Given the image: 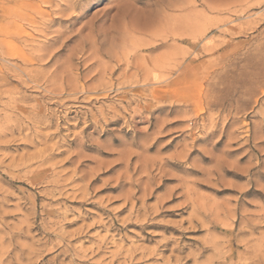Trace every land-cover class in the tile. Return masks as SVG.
Returning <instances> with one entry per match:
<instances>
[{
    "label": "rangeland",
    "instance_id": "rangeland-1",
    "mask_svg": "<svg viewBox=\"0 0 264 264\" xmlns=\"http://www.w3.org/2000/svg\"><path fill=\"white\" fill-rule=\"evenodd\" d=\"M76 1L0 0V264H264V0Z\"/></svg>",
    "mask_w": 264,
    "mask_h": 264
},
{
    "label": "bare ground",
    "instance_id": "bare-ground-1",
    "mask_svg": "<svg viewBox=\"0 0 264 264\" xmlns=\"http://www.w3.org/2000/svg\"><path fill=\"white\" fill-rule=\"evenodd\" d=\"M68 1V0H67ZM75 2H77L76 0H74ZM84 1V0H83ZM86 1H88V0H86ZM157 2H158V0H156ZM163 1H165V2H167L166 0H163ZM163 1H161L160 0V2H163ZM223 1V0H222ZM54 2V1H53ZM59 2V1H58ZM63 2V1H62ZM81 2V1H80ZM138 2H142V0H128L127 1V7H121V6H118V8H117V11L119 12L118 14H120L122 17H124V16H127L128 14H130V13H132V11L133 12H135V13H138L139 11H138V9H136V8H134L133 6H134V4H136V3H138ZM175 2V1H174ZM203 2V1H202ZM159 3V2H158ZM164 3V2H163ZM204 3V2H203ZM51 4V3H50ZM73 4V3H72ZM79 4V3H78ZM81 4V3H80ZM83 4V3H82ZM81 4V5H82ZM207 4V3H206ZM60 5V4H59ZM62 5V4H61ZM166 5V4H165ZM168 5H170L169 3H168ZM168 5H167V7H168ZM16 7V10L15 11H19L21 8L20 7H22L23 6V3H19V4H16L15 5ZM39 6V5H38ZM58 6V5H57ZM77 6V5H76ZM84 6V5H83ZM143 6L144 7H146L147 6V2H143ZM163 6V5H162ZM171 6V5H170ZM209 6V5H208ZM207 6V7H208ZM56 7V6H55ZM75 7V6H74ZM82 7V6H81ZM85 7V6H84ZM148 7V6H147ZM156 7V6H155ZM160 7V6H159ZM210 7H212V6H210ZM210 7L208 8V9H210ZM228 7V6H227ZM14 8V7H13ZM14 8V9H15ZM17 9H19V10H17ZM52 9V8H51ZM36 10H37V8H36ZM40 10V9H39ZM142 10V9H141ZM157 10V9H156ZM210 10H212V9H210ZM59 11V10H58ZM142 12V11H141ZM43 13V12H42ZM46 13V12H45ZM76 13V12H75ZM159 13V12H158ZM157 13V14H158ZM77 14V13H76ZM41 15V14H40ZM74 15V14H73ZM72 15V16H73ZM135 15V14H134ZM56 17V16H55ZM58 17V16H57ZM138 17V16H137ZM46 18H48V16H46ZM74 18V17H73ZM72 18V19H73ZM128 18V17H127ZM32 20H33V18H31ZM36 19H37V17H36ZM68 19V18H67ZM126 19V18H125ZM49 20V19H48ZM51 22H54L55 23V21H60V19H58V18H53V19H51L50 20ZM132 21H135V20H132ZM138 21V20H137ZM31 21H29V23H30ZM34 22V21H33ZM32 22V23H33ZM136 22V21H135ZM35 23H37V22H35ZM185 27V26H184ZM205 28H207V27H205ZM200 32V31H199ZM29 40V39H28ZM23 44H24V42H23ZM28 44V43H27ZM30 45V44H29ZM10 46V45H9ZM157 46H159V45H157ZM23 47V46H22ZM27 47V46H26ZM25 47V48H26ZM29 47V46H28ZM215 47V46H214ZM216 47H218V46H216ZM32 49V48H31ZM21 50V49H20ZM3 51V50H2ZM5 51H7V50H5ZM4 51V52H5ZM9 51V50H8ZM7 51V52H8ZM41 51V49H39L38 50V52H40ZM18 52V51H17ZM22 52V51H21ZM20 52V53H21ZM29 52V51H28ZM33 52V51H32ZM188 52V51H187ZM13 53L14 52H12L11 54L13 55ZM30 54V53H29ZM35 54V53H34ZM50 54V53H49ZM48 54V55H49ZM187 54V53H186ZM10 55V54H9ZM14 56H16V55H14ZM18 56H19V54H17V58H18ZM36 57L34 58V57H32L31 59H27L26 57H24L23 58V60L22 61H28L29 63L33 60V58L36 60H38V61H43L44 60V54H42V53H40V54H36L35 55ZM38 56V57H37ZM46 57V56H45ZM180 60V59H179ZM182 60V59H181ZM21 61V60H20ZM25 65V64H24ZM29 65V64H28ZM14 66V65H13ZM15 67V66H14ZM169 67V66H168ZM173 67V66H172ZM171 67H169V68H167V69H170ZM14 71H15V69H13ZM17 70L19 71V72H22L24 75H27V77H32L33 78V76L31 75V69H28V67H27V69L26 68H22V67H19V68H17ZM17 70L15 71V72H17ZM37 70V69H36ZM172 70V69H171ZM178 70V69H177ZM36 72V71H35ZM168 72H170V70L168 71ZM179 72V71H178ZM177 73V72H176ZM18 75H19V73H18ZM156 76V75H155ZM170 76V75H169ZM29 80V79H28ZM34 80V79H33ZM37 80V79H36ZM181 81V80H180ZM56 93H58V92H56ZM165 246V245H164ZM243 253V252H242ZM245 253V252H244ZM214 263V262H213Z\"/></svg>",
    "mask_w": 264,
    "mask_h": 264
}]
</instances>
